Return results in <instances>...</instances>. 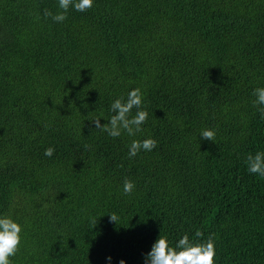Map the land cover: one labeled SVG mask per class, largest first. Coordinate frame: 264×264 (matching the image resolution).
<instances>
[{"label":"trees","instance_id":"obj_1","mask_svg":"<svg viewBox=\"0 0 264 264\" xmlns=\"http://www.w3.org/2000/svg\"><path fill=\"white\" fill-rule=\"evenodd\" d=\"M44 9L61 11L0 0V216L22 227L12 264H144L159 234L175 246L197 229L215 264H264V178L245 163L264 152L252 104L264 0H93L63 22ZM133 88L143 131L94 128ZM145 138L156 147L129 158Z\"/></svg>","mask_w":264,"mask_h":264},{"label":"clouds","instance_id":"obj_2","mask_svg":"<svg viewBox=\"0 0 264 264\" xmlns=\"http://www.w3.org/2000/svg\"><path fill=\"white\" fill-rule=\"evenodd\" d=\"M93 5V0H58V7L61 11L53 14L50 10L44 9V16L51 17L55 22H63L67 19L68 9L74 8L78 12H85ZM38 18V16H37ZM142 92L139 88L131 89L127 97H118L110 105L112 113L106 123L101 124L99 117H93L91 120L94 128L106 132L108 136L116 138L126 133L130 137H135L142 132V125L148 118V112L143 109ZM252 95L255 99L253 106L259 112L261 118H264V87L253 89ZM135 109V114L133 110ZM201 139L215 141V132L211 129H202L199 133ZM157 145V141L152 138L143 140L133 139L129 145V158L135 157L141 151H151ZM85 145V148H88ZM55 149L48 147L44 151L45 156L51 157ZM250 173L264 178V152L257 151L254 155L248 154L245 161ZM135 185L129 180L123 181V192L132 194ZM110 222H117L115 213H108ZM97 223V219L92 221V227ZM22 227L11 216H0V264H12L9 259L15 256L19 251L21 244ZM196 239L190 240L189 235L185 233L175 244L171 246L166 236L160 235L152 244L151 250L144 256V264H215V242L211 236L207 240L201 241L199 238L203 233L197 229L195 231ZM109 261L111 257L107 258ZM119 264H125L121 259Z\"/></svg>","mask_w":264,"mask_h":264}]
</instances>
